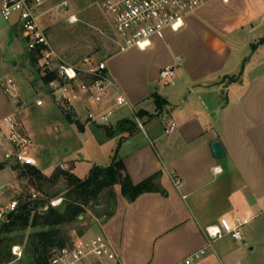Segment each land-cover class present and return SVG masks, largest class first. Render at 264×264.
Masks as SVG:
<instances>
[{
    "label": "crops",
    "instance_id": "obj_1",
    "mask_svg": "<svg viewBox=\"0 0 264 264\" xmlns=\"http://www.w3.org/2000/svg\"><path fill=\"white\" fill-rule=\"evenodd\" d=\"M1 3L0 38L25 40L16 19H3ZM106 58L133 107L116 110L133 117L121 113L106 125L107 136L115 132L114 156L133 183L154 178L152 191L133 200L121 194L99 226L120 264H177L202 249L192 264H264V0H213L147 48ZM168 66L175 76L164 82ZM2 83L0 119L11 115ZM155 95L167 103L159 107ZM115 98L110 89L90 111ZM125 121L135 124L132 132ZM214 140L225 151L220 159ZM222 220L240 225L243 239L226 233L208 246V227Z\"/></svg>",
    "mask_w": 264,
    "mask_h": 264
},
{
    "label": "rangeland",
    "instance_id": "obj_2",
    "mask_svg": "<svg viewBox=\"0 0 264 264\" xmlns=\"http://www.w3.org/2000/svg\"><path fill=\"white\" fill-rule=\"evenodd\" d=\"M59 1L55 0L56 3ZM72 13L77 14L78 21H70ZM42 23L49 27L53 47L70 64H80L87 57L98 61L115 54L119 49L116 28L96 0H72L69 11L45 15ZM102 50H105L103 54ZM43 76L40 55L28 51L26 40L22 37L11 40L7 36L0 38V83L13 78L23 99L20 103L23 105L10 97L8 103H2L11 108L10 113L17 121L18 130L31 137V155L38 162L35 166L47 175H51L56 168H61L86 177L94 165H109L117 146L114 145V139L107 136L105 125L89 121V111L94 109L93 101L76 100L72 104H64L60 101L64 91L59 84L50 86L44 82ZM171 87L172 85L165 84L161 88L164 90ZM38 98L43 101L41 105L36 103ZM61 106L73 115L72 119L68 118ZM121 113L133 117L125 107L115 112L110 124H114ZM6 149L9 146H3L0 142L1 198L9 201L27 191L41 196L29 179L19 178V172L14 169L18 164L9 165L4 162ZM63 186L60 183L57 187L62 189ZM47 187L44 186V189ZM121 194L123 195L121 183L104 187L84 205V211L74 222L62 227L65 240L70 242L77 236L104 234L99 226L114 210ZM45 198L51 199V202L60 200L62 203L66 199V192H61L54 198ZM34 231L35 229L29 228L27 236ZM17 264H33V258L24 255Z\"/></svg>",
    "mask_w": 264,
    "mask_h": 264
},
{
    "label": "built area",
    "instance_id": "obj_3",
    "mask_svg": "<svg viewBox=\"0 0 264 264\" xmlns=\"http://www.w3.org/2000/svg\"><path fill=\"white\" fill-rule=\"evenodd\" d=\"M213 0H96L99 7L110 16L118 33V52L131 47L147 48L154 36H163L166 29L179 30L187 17L199 8ZM229 2L230 0H223ZM72 0H2L1 14L5 21L16 19L19 28L32 52L40 55L41 68L44 75L56 74L49 84L58 83L64 91L60 101L72 104L90 98L97 104L106 100V94L112 89L116 93L115 104L102 110L90 111L89 121L97 124L110 125L111 119L118 108L128 106L133 110L127 96L119 83L111 77L108 58L96 61L93 57L85 58L80 64H70L52 45L49 38V27L42 23V18L53 12L69 11ZM70 21H78L75 13L70 14ZM175 76L174 66H168L160 73L161 80L168 82ZM4 92L14 102L20 104L22 97L13 78L3 81ZM43 103L41 98L36 100ZM20 105H23L20 104ZM137 125L145 130L139 116H135ZM175 123L172 127H175ZM3 138L10 149L6 150L3 160L6 164L37 165L31 155L33 142L29 135L18 130V124L13 115L0 119V139ZM179 183V181H177ZM0 188V223L8 222L10 215L19 205L18 198L5 201L1 198ZM39 197L34 193L33 198ZM60 200L52 201V206H58ZM209 243L223 237L226 233L236 240H242L240 225L232 226L227 220L221 221V226L208 227ZM24 247L20 244L12 246L13 259L0 264H17L24 257ZM205 249L200 250L177 264H192L194 258L201 256ZM47 264H120L117 252L111 240L105 234L89 237L77 236L70 242L55 248Z\"/></svg>",
    "mask_w": 264,
    "mask_h": 264
},
{
    "label": "trees",
    "instance_id": "obj_4",
    "mask_svg": "<svg viewBox=\"0 0 264 264\" xmlns=\"http://www.w3.org/2000/svg\"><path fill=\"white\" fill-rule=\"evenodd\" d=\"M33 54L37 55L36 52ZM55 78L56 74L43 76L45 83H50ZM155 99L159 107L167 103L159 95H155ZM61 108L72 119V114L66 108ZM123 123H130L131 132L135 129L134 123ZM109 135L114 137L115 132H110ZM14 169L19 172L20 179H29L41 196L33 198V193L27 191L18 197V208L10 215V220L0 223V262L11 261L12 246L20 244L24 246L25 255L33 258V264H47L51 252L67 242L62 227L74 222L84 211V205L106 186L121 183L123 195L131 200L154 189V178L133 183L117 154L110 165H94L86 177L61 168H56L51 175L42 173L34 165L18 164ZM60 183L64 184L62 189L57 187ZM46 185L48 187L44 189ZM61 192H66V199L58 206H52L51 199L45 198H54ZM29 228L35 231L27 236Z\"/></svg>",
    "mask_w": 264,
    "mask_h": 264
},
{
    "label": "water",
    "instance_id": "obj_5",
    "mask_svg": "<svg viewBox=\"0 0 264 264\" xmlns=\"http://www.w3.org/2000/svg\"><path fill=\"white\" fill-rule=\"evenodd\" d=\"M105 52V50H102V54ZM211 151L215 158L220 159L225 156V151L223 148V145L220 140H214L211 143Z\"/></svg>",
    "mask_w": 264,
    "mask_h": 264
}]
</instances>
